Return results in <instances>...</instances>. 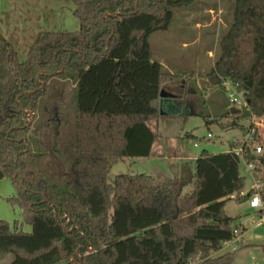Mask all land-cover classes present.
I'll list each match as a JSON object with an SVG mask.
<instances>
[{"label": "trees", "instance_id": "trees-1", "mask_svg": "<svg viewBox=\"0 0 264 264\" xmlns=\"http://www.w3.org/2000/svg\"><path fill=\"white\" fill-rule=\"evenodd\" d=\"M233 1V22L204 77L211 88L225 90L229 82L243 93L248 109L230 111L226 123L225 115L213 122L244 135L226 152L205 150L197 156L190 192L187 182L176 179L121 174L110 183L108 176L121 160L151 155L157 135L149 123L161 116L166 86L185 79L184 95L176 97L187 98V73H172L153 60L149 37L168 30L174 10L192 7L195 0H73L79 30L40 32L24 61L0 32V180L8 177L17 186L9 201L31 226L30 231L12 228L0 218V260L233 263L236 249L217 254L242 227L239 217L227 214L226 204L233 198L248 200L253 193L241 194L243 160L264 172V150L254 152L255 143L264 146L261 128L255 127L252 141L246 139L252 116H264V0ZM53 78L73 80L76 86L75 136L63 156L72 170L65 174L70 182L64 187L46 176L30 139L40 99ZM53 113L52 152L61 125ZM261 193L264 203L263 187ZM259 246L264 252V243Z\"/></svg>", "mask_w": 264, "mask_h": 264}, {"label": "rangeland", "instance_id": "rangeland-1", "mask_svg": "<svg viewBox=\"0 0 264 264\" xmlns=\"http://www.w3.org/2000/svg\"><path fill=\"white\" fill-rule=\"evenodd\" d=\"M74 11L73 0H0V32L14 45L24 61L40 32L78 31L80 21ZM233 15V0H195L192 7L174 10L168 30L150 35L153 60L161 62L166 70L187 73V98H183V105L176 101V93L184 95L181 85L184 86L185 79L182 84L166 86L167 92L173 96L161 104L163 114L159 119L149 123L157 135L151 155L128 157L116 163L108 176L110 183L121 174L145 173L160 181L176 179L187 182L185 191L190 192L193 182H190L189 175L190 171H194L195 162L189 157L198 156L205 150L210 153L225 152L229 150L231 141L243 138L241 129H224L213 122L235 107L232 104L228 106L229 98L225 90L211 88L204 77L215 64L219 55V41L230 28ZM209 50L212 56H209ZM75 93L73 80L51 79L47 95L40 99V111L30 135L34 150L40 154L41 168L53 183L62 187L70 182L65 174L72 170L71 164L63 156L65 147L75 136ZM54 111L61 119V122L57 121L61 125L58 143L53 144L55 153L51 148L56 123ZM231 119V115H227L223 123ZM258 120L264 122V116H259ZM37 127L39 129L35 132ZM261 130L264 137V126ZM240 170L246 176V186L241 194L251 195L255 178L260 179L264 172L250 171L244 162ZM260 181L264 189V179ZM17 193L18 188L10 178L0 180V218L9 222L12 228L18 225V228L30 231L31 226L25 221L22 210L9 201ZM248 200L237 201L233 198L226 204L227 214L239 217L238 223L242 224L240 233L246 231L244 235L241 233L240 244L236 240L232 245L225 243L217 253L236 249L232 264H264V252L259 246V243H264V222L260 221L262 215L259 210L249 207ZM241 244L252 245L239 249ZM11 261L12 256H7L0 260V264Z\"/></svg>", "mask_w": 264, "mask_h": 264}, {"label": "built area", "instance_id": "built-area-1", "mask_svg": "<svg viewBox=\"0 0 264 264\" xmlns=\"http://www.w3.org/2000/svg\"><path fill=\"white\" fill-rule=\"evenodd\" d=\"M225 90L228 93V98L230 103L237 109H243L246 108L248 109V103L245 99V97L243 96V93L238 92L231 83L226 82L225 83ZM250 125H251V129H250V133L247 135L246 139L252 141L254 139L253 134L256 132V128L255 127H260L262 128L264 126V122L258 120L257 116H252V118L250 119ZM209 137H212L211 134L208 135ZM264 150V146L262 144L259 143H255L254 145V152L256 154H261ZM235 153L237 155L241 154V150L240 149H235ZM243 162L247 165L248 169L250 171H253L254 173H258V171H255V166L253 163H247L245 160H243ZM255 178V177H254ZM261 181L260 179H256L255 178V185L253 187L254 192L252 193L250 199L248 200L249 202V207L252 209H257V210H261L264 209V203H263V199H262V194H261ZM261 222H264V213L261 216L260 219ZM238 235L234 238L233 241L231 242H227L229 245H232L233 242L236 240V242H240L241 239V233L240 230L237 232Z\"/></svg>", "mask_w": 264, "mask_h": 264}, {"label": "crops", "instance_id": "crops-1", "mask_svg": "<svg viewBox=\"0 0 264 264\" xmlns=\"http://www.w3.org/2000/svg\"><path fill=\"white\" fill-rule=\"evenodd\" d=\"M184 45H187V43H184ZM209 56H212V52H211V50H209ZM161 63V62H160ZM163 65V64H162ZM164 67V66H163ZM168 71H170V72H172V73H176V72H174V70H168ZM180 73V72H179ZM226 91V90H225ZM173 95H171V94H169V93H166L165 94V97L164 98H162V101H161V104L166 100V99H169V97H172ZM193 98V97H192ZM193 100H194V98H193ZM192 100V102H194L195 103V100L193 101ZM177 103H179L180 105L182 104H184V101H183V98H180L179 100H178V98H177ZM233 109V108H232ZM231 109V110H232ZM235 110H236V108H234ZM234 110V111H235ZM228 151V150H227ZM226 152V151H225ZM196 158H197V156H193V157H189V160H193L194 162H195V160H196ZM183 161V160H182ZM194 169H195V163H194ZM193 174H194V171H190V175H189V178H191V180H190V182L192 181L193 182ZM245 230V229H244ZM243 230V231H244ZM243 235L246 233V231H244V232H241ZM241 234V235H242ZM260 244H263V243H259V245Z\"/></svg>", "mask_w": 264, "mask_h": 264}, {"label": "water", "instance_id": "water-1", "mask_svg": "<svg viewBox=\"0 0 264 264\" xmlns=\"http://www.w3.org/2000/svg\"><path fill=\"white\" fill-rule=\"evenodd\" d=\"M165 97V94L164 93H162V98H164ZM235 109L233 108L231 111H234ZM160 112H161V114H163V111H162V109L160 110ZM29 115H31V113L29 112Z\"/></svg>", "mask_w": 264, "mask_h": 264}]
</instances>
